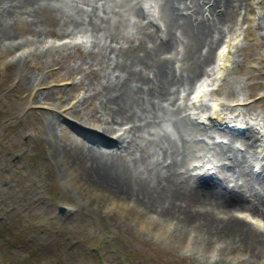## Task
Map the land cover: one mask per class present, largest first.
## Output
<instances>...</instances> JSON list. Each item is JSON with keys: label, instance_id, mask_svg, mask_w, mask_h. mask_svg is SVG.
Returning a JSON list of instances; mask_svg holds the SVG:
<instances>
[{"label": "rangeland", "instance_id": "obj_1", "mask_svg": "<svg viewBox=\"0 0 264 264\" xmlns=\"http://www.w3.org/2000/svg\"><path fill=\"white\" fill-rule=\"evenodd\" d=\"M196 1L182 0L178 11L194 24L207 17L192 15ZM165 2L36 0V13L10 12L9 5L0 10V264H264V82L244 71L258 65L250 56L264 57V0H243L192 56L189 39L171 28ZM48 29L55 34L43 33ZM235 37L232 70L220 78L212 60L223 41ZM158 43L170 44L159 57L183 79L161 99L139 92L131 76L156 59L149 54L139 64L135 58ZM208 55L211 62L198 77L184 81L188 67ZM145 76L155 78L151 69ZM199 79L209 102L245 123L244 136L199 123L208 108L202 98L193 101ZM118 106L134 115L132 123H112L110 110ZM56 123L75 140L63 137ZM104 127L112 131L103 135ZM205 128L207 134L199 132ZM89 142L125 157L127 175L147 180L150 190L164 184L173 165L174 185L233 205L225 214L204 208L219 219L259 220L262 227L252 225L263 243L244 252L231 239L155 215L140 222L132 202L100 194L83 180L71 182V170L84 178L89 164L82 143Z\"/></svg>", "mask_w": 264, "mask_h": 264}, {"label": "bare ground", "instance_id": "obj_2", "mask_svg": "<svg viewBox=\"0 0 264 264\" xmlns=\"http://www.w3.org/2000/svg\"><path fill=\"white\" fill-rule=\"evenodd\" d=\"M34 1L36 0H0V10L5 11L7 8L4 6L9 5L10 12L17 11L23 14L36 13L40 9L34 6ZM181 3L182 0H166L163 5V11L171 28L181 30L189 39L191 56L196 54L200 47L210 42L212 33L217 31L214 30L217 28V24L231 21L232 14L238 12V9L244 5L243 0H197L192 5V15L196 17L200 15L201 12H207L205 21L211 19L210 22L213 21V23L207 24L203 20L198 21V19H195L196 22L194 24L190 18L180 17L181 15H179L178 11L179 4ZM206 5L209 6L205 9ZM44 20L48 24L53 22L51 17H45ZM29 32L32 33L33 31L29 30ZM43 33L52 35L55 34V31L54 29H48L44 30ZM61 33L64 32H59V34ZM147 37L152 40L153 33H150ZM235 39L238 38L235 37ZM235 39L231 38L228 43H234ZM169 46V43H158L153 50H151L152 53L146 52L143 57H139L140 59L135 58L137 62L141 64V60L149 54L156 57L152 63L145 66L147 69L131 72L132 81L138 86L137 90L139 92L146 91L144 93L153 96L157 95L156 98L161 99L170 94L169 91L172 86H176L183 82L181 75L178 78L175 77V75H171L168 67L165 65L168 60L159 57L160 54L170 49ZM250 57H252L258 65L245 67L244 71L250 79H259L264 82V57H254L253 55ZM214 59L215 58H213V60ZM228 60L229 55L223 58L224 62H228ZM209 62H211L209 55L200 62H193L188 67L189 74L184 81L191 82L197 78L202 71V64H209ZM149 69L154 72L155 78L152 80H149L145 76V71ZM216 74L221 78L227 77L230 73L225 69L216 68ZM144 87H146V89H144ZM201 87L200 89L208 97V91L205 90L203 85H201ZM114 100H117V98H114ZM112 104H114V102H112ZM126 112L127 109L123 106H118L116 109L110 110V113L113 114H111L112 123H118V121L120 123H132L134 115L127 114ZM196 125L197 124H195V127ZM55 127L63 133V137H71V135L65 129L61 128L59 124L56 123ZM198 128L200 129V127ZM134 129L135 127L131 126L128 130L123 132V134L128 135ZM208 130L209 129L205 128L199 130V132L207 134ZM111 131L109 127H104L102 129V134L105 135ZM71 138L74 139L73 137ZM82 144V151L85 155L86 163L89 164V166L83 170L84 173L82 172L84 178L80 179L81 173L75 170L68 172L67 178H69L71 182L83 180V183L90 187L93 186L96 192L100 194L108 193L115 197H119L124 200V204L132 202L133 206L130 208V211L140 222L143 221L144 216L150 217L147 215H155L158 217V220L164 222L174 221L177 226L191 227L192 229L197 228L207 235L222 240L231 239L237 248H240L244 252L251 247L256 248L263 243V239L261 238L263 233L261 235L260 233L258 234V229L254 228L251 224H247L244 220L232 215L219 219L215 214L204 209L206 206H209L218 213L225 214L233 209L231 203L212 200V196L207 192L193 195L185 185H174L171 180L172 175L175 173L172 169L173 165L169 167L172 174L163 179L164 184L159 187H152L150 190L147 180L127 175L126 170L128 169L125 157L123 158L110 154V152L106 153L99 151L91 146V142H89V144ZM105 144L111 145L112 143L107 142ZM199 207H201V209ZM160 224L163 226L162 228L166 229L165 224ZM155 228L156 226L154 229Z\"/></svg>", "mask_w": 264, "mask_h": 264}, {"label": "water", "instance_id": "obj_3", "mask_svg": "<svg viewBox=\"0 0 264 264\" xmlns=\"http://www.w3.org/2000/svg\"><path fill=\"white\" fill-rule=\"evenodd\" d=\"M64 211V209L63 208H60V213H62Z\"/></svg>", "mask_w": 264, "mask_h": 264}]
</instances>
